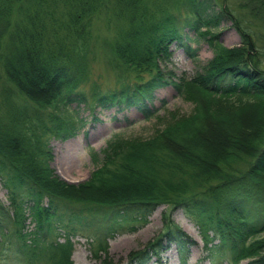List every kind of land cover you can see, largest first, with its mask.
Returning <instances> with one entry per match:
<instances>
[{
  "label": "trees",
  "instance_id": "16d2710c",
  "mask_svg": "<svg viewBox=\"0 0 264 264\" xmlns=\"http://www.w3.org/2000/svg\"><path fill=\"white\" fill-rule=\"evenodd\" d=\"M247 2V21L264 28V0ZM180 5L188 7L185 18L174 14ZM108 14L115 56L150 78L98 104L134 108L150 120L157 115L155 92L171 86L196 108L152 138L110 142L90 178L74 185L51 168L40 141L52 131L48 120L63 131L55 111L46 116L48 108L86 103L80 54L95 18ZM245 21L229 0H0V176L9 189V206L0 201V264H74L76 237L90 241L98 264H113L109 242L146 227L160 206H167L163 233L127 264L160 262L172 245L185 260L195 242L173 222L178 210L200 224L213 263L264 264V50ZM224 22L240 45L220 41ZM190 33L215 56L193 79L177 81L163 65L173 46L198 59ZM251 112L261 122L247 135L250 146L230 145L213 162L177 142L199 134L197 125L219 126Z\"/></svg>",
  "mask_w": 264,
  "mask_h": 264
},
{
  "label": "rangeland",
  "instance_id": "374dc122",
  "mask_svg": "<svg viewBox=\"0 0 264 264\" xmlns=\"http://www.w3.org/2000/svg\"><path fill=\"white\" fill-rule=\"evenodd\" d=\"M57 2L63 3V0H57ZM229 3L235 13L246 20L245 25L253 29L258 46L264 50V28L258 23L247 21V0H229ZM60 6L63 5L60 4ZM43 9L45 10L46 7ZM178 12H181L185 18L188 12L187 5H180L174 10V14ZM109 18V14L95 18L91 28V37L86 47L79 46L85 51L80 55L84 58L86 68L79 90L85 94L86 103L63 106L57 111L48 108L46 112L48 115L55 111L61 117L63 127L62 133L56 130L54 133L46 134L43 138L52 156L50 165L58 176L74 185L86 182L100 166L103 151L110 142L118 138L126 140L152 138L157 132L163 130L174 116H189L196 108L193 100L180 95L171 86L156 91L155 105L158 114L151 120H145L135 109L120 113L117 108L107 109L99 106L97 101L101 96L119 93L150 78L149 73H141L135 68L121 64L117 59L113 51L116 37L115 27ZM220 31H224L220 41L226 48L240 45L241 38L230 22L222 23ZM190 36L195 39L193 46L199 50L198 59L196 61L190 59L182 50L173 46L171 61L163 65L164 69L168 68L175 74L177 81L193 79L199 72V65H206L215 56L213 49L205 40L195 37L194 33H190ZM75 57L77 60L78 56ZM27 102L30 103L28 99ZM19 103L18 107L23 106L21 101ZM250 114L254 115L250 125L244 123L249 114L236 118L226 117L224 121L219 122V126L212 123L197 125L199 134L187 133L182 141L177 142L187 150L201 154L213 162L221 157L226 147L230 145L250 146L251 142L248 141L249 136L247 135H250L253 128L258 127L261 122L260 113L251 112ZM48 126L53 128L54 124L50 123ZM68 133L76 134L68 136L66 135ZM259 137L260 134L252 135V139L257 138L258 140ZM66 154L67 159L64 157ZM95 156L96 159H94ZM8 192L5 178L0 176V200L7 206L9 204ZM166 208V206L158 208L151 217L150 223L137 233L119 236L110 242L109 257L113 264H127L131 253L145 249L158 238L163 232V212ZM172 220L191 236L196 245L191 248L185 261H180L178 250L172 246L162 254L161 264H230L229 261L220 259L212 263L202 240L200 225L186 216L182 210L175 211L172 214ZM73 242L75 252L72 260L75 264H98L92 257L90 243L87 239L77 237L73 239ZM9 264L20 263L13 261ZM151 264L158 263L154 260Z\"/></svg>",
  "mask_w": 264,
  "mask_h": 264
},
{
  "label": "bare ground",
  "instance_id": "6f19581e",
  "mask_svg": "<svg viewBox=\"0 0 264 264\" xmlns=\"http://www.w3.org/2000/svg\"><path fill=\"white\" fill-rule=\"evenodd\" d=\"M105 108H107V109H113V108H117L118 109V112H122L121 110V107L120 106H118V105H114V106H108V107H105ZM253 118H254V115L253 114H249L247 117H246V119L244 120V123L245 124H247V125H250L251 124V122H252V120H253ZM65 157V159H67V154L64 156Z\"/></svg>",
  "mask_w": 264,
  "mask_h": 264
}]
</instances>
